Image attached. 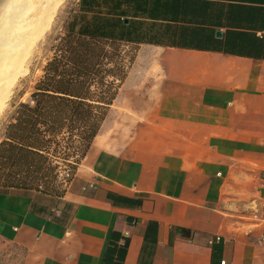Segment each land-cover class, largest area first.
<instances>
[{"label": "crops", "instance_id": "0c3cea01", "mask_svg": "<svg viewBox=\"0 0 264 264\" xmlns=\"http://www.w3.org/2000/svg\"><path fill=\"white\" fill-rule=\"evenodd\" d=\"M74 13L138 52L63 199L0 189V264H264V0Z\"/></svg>", "mask_w": 264, "mask_h": 264}, {"label": "trees", "instance_id": "16d2710c", "mask_svg": "<svg viewBox=\"0 0 264 264\" xmlns=\"http://www.w3.org/2000/svg\"><path fill=\"white\" fill-rule=\"evenodd\" d=\"M73 22L52 46L30 99L16 107L6 126L0 142L2 190L63 199L127 79L135 57L124 56L123 44L76 33Z\"/></svg>", "mask_w": 264, "mask_h": 264}, {"label": "rangeland", "instance_id": "374dc122", "mask_svg": "<svg viewBox=\"0 0 264 264\" xmlns=\"http://www.w3.org/2000/svg\"><path fill=\"white\" fill-rule=\"evenodd\" d=\"M52 1V0H51ZM55 3L50 9L42 7L39 14L31 19L33 23L44 19V30L36 41L35 45L29 49L26 59L20 60L27 49H19L17 59L8 67L7 75L20 74L14 83L13 93L4 107L0 109V142L3 138L6 126L20 103H25L30 99L37 82L43 76V70L52 57V46L64 33L67 26L75 17V10L79 0H54ZM44 15V18L42 16ZM40 27V26H39ZM124 56L129 59L135 57L138 48L135 46L122 45ZM7 85V83H5Z\"/></svg>", "mask_w": 264, "mask_h": 264}, {"label": "bare ground", "instance_id": "6f19581e", "mask_svg": "<svg viewBox=\"0 0 264 264\" xmlns=\"http://www.w3.org/2000/svg\"><path fill=\"white\" fill-rule=\"evenodd\" d=\"M54 3V0H6L0 9V109L10 99L20 76L18 73L7 75L8 67L17 59L20 48L28 47L20 60L27 58L29 49L45 28L44 19L36 23L31 19L39 14L40 8L50 9Z\"/></svg>", "mask_w": 264, "mask_h": 264}, {"label": "water", "instance_id": "95a60500", "mask_svg": "<svg viewBox=\"0 0 264 264\" xmlns=\"http://www.w3.org/2000/svg\"><path fill=\"white\" fill-rule=\"evenodd\" d=\"M5 1L6 0H0V9L2 8V6H3V4H4Z\"/></svg>", "mask_w": 264, "mask_h": 264}, {"label": "built area", "instance_id": "2783aa9c", "mask_svg": "<svg viewBox=\"0 0 264 264\" xmlns=\"http://www.w3.org/2000/svg\"><path fill=\"white\" fill-rule=\"evenodd\" d=\"M220 264H227L225 261H222Z\"/></svg>", "mask_w": 264, "mask_h": 264}]
</instances>
